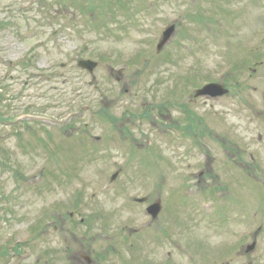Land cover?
I'll return each instance as SVG.
<instances>
[{
	"label": "rangeland",
	"instance_id": "rangeland-1",
	"mask_svg": "<svg viewBox=\"0 0 264 264\" xmlns=\"http://www.w3.org/2000/svg\"><path fill=\"white\" fill-rule=\"evenodd\" d=\"M80 1L73 5L78 6ZM122 1H130V8L138 9L134 19L121 16L106 28L99 27L97 22L98 27L80 24V32L75 34L67 28L68 22L90 17L75 7L62 9L50 0L47 3H43L44 0H0V264H89L85 257L92 264H126L127 257L134 261L132 264H150L143 254L137 259L144 242L139 243L137 235L130 236L129 232L143 219L142 206L135 198L146 199L143 207L164 201L167 214L159 217L158 227L161 224L173 227V247L168 241L163 244L152 241V264H212L213 260H218L217 264H236L229 261L231 255L226 243L235 236H244L247 225L256 232L264 224V215L261 216L264 205L259 203L260 199L258 201L264 191H251L242 186L243 180L234 173L238 172L236 169L231 173L222 171L226 155L231 151L244 153L246 150L253 154L257 148L251 141V133L229 128L232 121L227 119L235 118L223 116L215 103L212 106L190 105L194 114L207 118V122L197 129L195 140L183 137L184 140L174 145L181 144L177 150L182 152L183 147L190 146L188 142L193 141L195 149L192 150L202 154L205 152L201 143L211 142L212 152L204 178L211 179L209 184L213 190L224 183L234 192V197H229L235 200L233 205L227 201L223 203L231 213L222 225L204 218L196 208L188 216L187 208L192 202L184 195V190L194 184L190 178L186 179L189 185L182 182L183 175L201 170L205 158L201 155L182 158L184 153L178 156L175 149L166 151L146 129L148 122L139 118L146 110H150V119H155L158 112H166V106L161 109L160 105L167 99L184 95L185 101L190 102V86L191 89L197 87H193L194 83L190 85V80H217L222 63H228L227 57H234L236 45L239 48L264 45V0H213L210 8L209 0H186L190 15L200 30L189 23L190 35L184 33L177 45L172 43L166 47L163 60L153 57L146 70L139 57L147 53L151 57L154 55L151 50L155 49L163 26L173 23L187 6L183 0ZM143 2L147 7L153 2L155 11H149ZM240 8L243 10L238 15L234 13ZM262 52L264 54V47ZM26 55L35 58V64L15 68L13 64ZM243 55L242 60L254 56ZM86 58L100 64L92 75L77 65ZM117 70L124 72L118 75ZM247 76L245 73L240 79L241 86L259 88L250 104L264 118V79L259 76L249 80ZM80 88L83 95H76L74 90ZM49 101L61 105L52 107L47 105ZM80 107L87 112L83 120L75 121V129L69 132L44 129L36 124L39 120L54 123ZM125 108L128 110L122 121L119 117ZM167 111L166 117L162 113L160 120L176 123L178 127L187 126L180 110L168 107ZM25 112L32 115V119L26 117ZM23 118L30 123L19 128L18 121ZM14 120L16 123L11 127ZM132 121H142L145 125L141 131L131 130L134 139L127 143L118 137L123 150H110L105 144L96 146L94 142L91 146L86 137L75 138L81 131L88 138L105 137L108 131V138L111 136L112 140L117 130H126ZM159 125L166 128L163 122ZM178 127L176 134L181 131ZM70 134L74 142L80 141L70 148L66 146L68 142L61 146L64 136ZM148 136L160 148L156 150L152 139H148L145 145L132 147L128 157L129 145L141 143ZM51 142H57L55 148ZM262 149V160L245 157L251 166V170L248 167L246 170L264 173V146ZM64 160L72 165L67 171ZM127 160L129 168L133 162L139 167L128 169ZM42 171L51 176L45 186L40 190L31 187L24 192L18 191L24 180L37 177ZM118 171L116 182L110 183ZM36 181L42 182L41 179ZM104 188L110 193L103 194ZM122 189L125 192H121ZM257 201L261 207L253 213L261 219L244 222L248 217L245 209L251 211L250 207H256ZM54 205L57 210L52 208ZM235 209L241 221L231 218ZM71 212L76 215L69 218ZM83 217L87 222L82 224ZM158 230L157 239L162 240V228ZM111 235L116 236L115 242L109 240ZM256 239L259 248L257 244L252 258L255 264H264V255H261L264 228L243 243L250 245ZM181 240L188 247L186 253L178 249L176 242ZM26 244V247L36 244L31 255L16 257L15 251L24 250ZM171 248L173 261L165 256V251ZM4 249L8 252L6 255L1 253ZM252 258L245 263L249 264Z\"/></svg>",
	"mask_w": 264,
	"mask_h": 264
},
{
	"label": "water",
	"instance_id": "water-1",
	"mask_svg": "<svg viewBox=\"0 0 264 264\" xmlns=\"http://www.w3.org/2000/svg\"><path fill=\"white\" fill-rule=\"evenodd\" d=\"M83 64H84L86 67H88L90 70H92L93 66H91V64H90V65H89L88 63H83ZM83 64H82V65H83ZM84 65H83V66H84Z\"/></svg>",
	"mask_w": 264,
	"mask_h": 264
}]
</instances>
